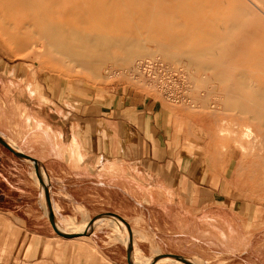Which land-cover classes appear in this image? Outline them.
Here are the masks:
<instances>
[{
    "label": "crops",
    "instance_id": "0c3cea01",
    "mask_svg": "<svg viewBox=\"0 0 264 264\" xmlns=\"http://www.w3.org/2000/svg\"><path fill=\"white\" fill-rule=\"evenodd\" d=\"M155 9L149 4V11ZM159 10L164 18L158 25L170 28L165 36L180 44L169 57L186 60L196 78L202 76L189 83L191 69L186 64L181 71L182 88L198 92L185 106L160 100L142 106L125 101L119 90L105 91L98 100L82 87L61 101L57 73L13 62L11 51L0 48V219L5 224L20 220L27 234V225L39 232L38 227L51 228L48 214L54 224L108 214L135 225L137 236L144 237H137L141 251L156 250L152 242L158 238L164 244L178 235L184 244L171 250L188 249V226L203 215L189 206L186 174H181L185 190L155 187L157 173L172 166L156 159L161 147L165 153L162 134H186L180 150L186 156L188 134H211L217 164L251 162V152L233 135L264 134V0H171ZM202 137H195L198 148L208 144ZM199 198L195 201L203 202ZM218 198L212 201L220 203ZM209 219L223 227L195 233L201 244L194 251L225 254L241 248L233 230L235 213L214 212ZM101 223L86 234L97 249L111 240L112 232ZM118 244L130 256L128 243Z\"/></svg>",
    "mask_w": 264,
    "mask_h": 264
},
{
    "label": "rangeland",
    "instance_id": "374dc122",
    "mask_svg": "<svg viewBox=\"0 0 264 264\" xmlns=\"http://www.w3.org/2000/svg\"><path fill=\"white\" fill-rule=\"evenodd\" d=\"M170 1L0 0V48L11 51L13 62L22 61L29 66H43L45 72L57 73L61 86V101L75 92L74 87H82L89 89L98 100L103 99L106 92L111 95L119 90L125 101L132 100L142 106L144 102L150 103L154 100L165 101L176 107L185 106L191 99L198 97V92L194 88L192 90L189 87V92H186L185 87L182 88L186 75L181 74V71L185 70L186 60L171 58L168 55L172 49L178 51L180 44L178 40L170 41L174 37L165 36V32L170 31V28L165 31L163 26L158 25V20L164 18L163 10L159 9L165 2ZM149 4L156 9L149 11ZM174 29L178 38L179 28ZM62 32L69 35L71 49H74L76 44H89L91 41L87 39L90 38L93 42L96 40L101 43L97 52L101 55V62L96 72L71 61L83 53H71L67 56L56 48L55 42H52V46L45 37ZM105 38L112 40L108 46L102 45ZM131 44L147 46L150 55L136 56L124 66L105 59V55L122 57L126 45ZM139 60L147 64L141 69L144 76L128 73V66ZM187 65L192 71V75L188 76L189 83L201 82L202 76L196 78V70ZM200 135L203 136L202 141L208 140L204 148L196 146L195 137L199 141ZM210 135L188 134L189 155L186 156L180 154L186 134H162L166 145L165 153L161 147V153L156 156L160 163H170L172 166L170 172L157 173L155 187L171 185L174 192L185 190L181 174H186L189 197L191 196L189 206L193 214L195 209H198L199 214L203 215V218L193 219L188 226V234H192L188 236V249L171 250L176 247L175 243L177 246H180L179 243L184 244L183 238L178 235V238L172 236L168 243L163 244V240L159 238L152 242L156 250L143 249V253L138 256H125L119 250L118 243L134 240L138 245L137 237H144L137 236L135 225L133 227L128 220L118 219L115 215L103 214L81 220L67 218L63 222L59 220L58 224L48 221L47 218L51 228L38 227L41 230L39 232L35 226L27 225V234L23 233L25 230L20 220H12L16 226H9L0 219V264H264V134L233 135L237 144L246 146L251 152V162L246 163V167L241 165L243 163H235L230 168L228 164H217L211 154ZM168 150L173 152L168 154ZM169 177L171 182L167 183ZM218 195L221 202L212 201L213 197L219 200ZM195 197H201L199 200L203 202L198 199L196 202ZM226 198L233 201L223 203ZM178 209L176 206V210ZM214 212L232 217L235 213L233 230L236 232L238 243L241 244V248L239 246L236 252L223 251L226 253L221 254L218 250L194 251L193 247L201 244L197 243L195 233L199 236L203 230L217 231L223 227L222 224L217 227L213 224L215 220L209 219ZM99 221H103V228L112 233L109 235L110 242L106 241L97 249L90 243L86 234ZM74 228L81 230L77 232ZM115 245L118 250L114 249ZM163 253H171L173 258L166 261L153 260L154 256ZM180 258L185 259L187 263Z\"/></svg>",
    "mask_w": 264,
    "mask_h": 264
},
{
    "label": "bare ground",
    "instance_id": "6f19581e",
    "mask_svg": "<svg viewBox=\"0 0 264 264\" xmlns=\"http://www.w3.org/2000/svg\"><path fill=\"white\" fill-rule=\"evenodd\" d=\"M48 36L51 38H48ZM45 36L50 44L53 46L52 42L56 43V48H58V50L61 53H65L69 55H71V53H77L79 52L80 54L83 53V55H80L79 57H74L71 59V61L77 62L79 65H84L87 66L88 68L93 69V72L97 71L98 68V64L101 62L100 57L101 55H98L97 52L99 51V47L101 46V43H98L96 40L95 42H93L92 38L87 39V41H91L89 44L88 43H82L84 45H74V49H71V39L69 38V35L66 32H62L61 34L56 33L55 36L54 34H52L51 36L48 35ZM111 39L109 38H105L104 39V43H102V45H109L111 43ZM51 46V48H52ZM57 50V51H58ZM125 53L122 57H112L109 55H105V59L111 60L113 63H115L116 65L119 66H124L126 62L134 59L136 56H142V57H148V55H150V50L147 46L142 45V44H136V46H133L132 44L127 46L126 45V49L124 50ZM112 57V59H111ZM172 57V56H171ZM174 58V57H172ZM140 61V60H139ZM135 65V64H132ZM130 65V66H132ZM93 66V67H92ZM130 66H128L127 70H129ZM129 73V71H128ZM131 75H138V76H144V72L140 69H138L137 71H135L134 73H131ZM74 230L80 231L81 228L77 229L74 228ZM128 250L129 253L133 256H138L141 253H143L141 251V249L139 248V246L136 244V242L134 240H130L128 243ZM173 257L170 255H166V254H160V255H156L153 257V260L156 261H166V260H170ZM135 262L140 263V261L135 260ZM193 264H201V263H193Z\"/></svg>",
    "mask_w": 264,
    "mask_h": 264
},
{
    "label": "built area",
    "instance_id": "2783aa9c",
    "mask_svg": "<svg viewBox=\"0 0 264 264\" xmlns=\"http://www.w3.org/2000/svg\"><path fill=\"white\" fill-rule=\"evenodd\" d=\"M146 62H144L143 60L138 61L137 63H135V65L130 66L129 68V73H134L135 71H137L138 69H144L146 67Z\"/></svg>",
    "mask_w": 264,
    "mask_h": 264
},
{
    "label": "water",
    "instance_id": "95a60500",
    "mask_svg": "<svg viewBox=\"0 0 264 264\" xmlns=\"http://www.w3.org/2000/svg\"><path fill=\"white\" fill-rule=\"evenodd\" d=\"M0 142H3L1 139H0ZM16 150V149H15ZM17 152H20L19 150H16ZM21 153V152H20ZM45 190H46V192H47V189L45 188ZM47 196H48V193H47ZM47 218H48V221H50V216H49V214H48V216H47ZM57 232V231H56ZM57 233H59V232H57ZM66 236H71V234H66ZM124 244L125 245H127V241L125 240L124 241ZM163 254H166V255H172L173 256V254H171V253H163ZM182 261H184V262H186L187 263V261L185 260V259H183V258H180Z\"/></svg>",
    "mask_w": 264,
    "mask_h": 264
}]
</instances>
